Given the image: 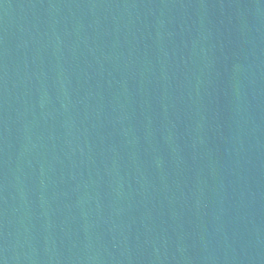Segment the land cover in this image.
Returning <instances> with one entry per match:
<instances>
[{
	"label": "water",
	"instance_id": "1",
	"mask_svg": "<svg viewBox=\"0 0 264 264\" xmlns=\"http://www.w3.org/2000/svg\"><path fill=\"white\" fill-rule=\"evenodd\" d=\"M0 264H264V0H0Z\"/></svg>",
	"mask_w": 264,
	"mask_h": 264
}]
</instances>
